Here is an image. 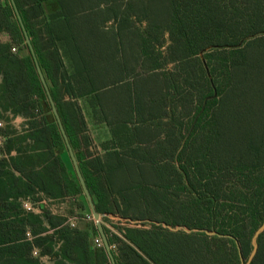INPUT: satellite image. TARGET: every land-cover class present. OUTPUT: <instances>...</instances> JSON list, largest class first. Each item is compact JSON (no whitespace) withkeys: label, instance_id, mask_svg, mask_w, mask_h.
Masks as SVG:
<instances>
[{"label":"trees","instance_id":"16d2710c","mask_svg":"<svg viewBox=\"0 0 264 264\" xmlns=\"http://www.w3.org/2000/svg\"><path fill=\"white\" fill-rule=\"evenodd\" d=\"M13 1L95 211L151 225L118 235L102 225L115 264H239L236 242L245 260L264 218V0H166L170 72L133 62L126 34L104 28L131 20L118 12L130 0H54L48 16L49 0ZM1 32L12 44L0 42V264H111L95 225L71 227L73 210L39 203L82 192L10 0H0ZM160 36L139 35L136 54ZM64 95H93L101 122L126 129L113 163L89 153L81 111ZM257 244L249 264H264V232Z\"/></svg>","mask_w":264,"mask_h":264},{"label":"rangeland","instance_id":"374dc122","mask_svg":"<svg viewBox=\"0 0 264 264\" xmlns=\"http://www.w3.org/2000/svg\"><path fill=\"white\" fill-rule=\"evenodd\" d=\"M165 2H166V0H130V3L132 5L130 12H128V11H124V12L118 11V12L122 16H123V14H131V16H130L131 20L129 18L125 22L117 21V23L115 25H113V22L109 21L105 24L104 28L108 29V32H114L113 26H116L117 31H120L122 34L127 35V36L126 35L124 36V38H126V42H127L126 45L129 44L134 48V53L131 55L133 62L137 63V61L140 59V61L145 66L146 64H148L152 61L159 60L160 62H163L164 64H166L165 70H168L167 72H170L171 70L173 71L172 64H167L168 63L167 62V57H168L167 46L169 45L170 40H169L168 33L164 30L165 28L164 27L162 28L167 16L164 14L162 7L160 6L161 4L165 5ZM118 5H119V7L124 8V5H120V3ZM43 8H44V13L47 16L57 12V9H58L57 4L54 0H49V1L44 2ZM107 12L108 11L100 12L101 13L100 17L103 18V17L107 16L108 15ZM122 16L119 19H121ZM154 24H159L160 27L154 28V31H150L151 28L154 26ZM141 34L144 36L149 35L151 37L155 36L156 34L161 35L159 38V43H155L154 47L151 49V51H149L148 55L142 56V58H140V56H138L136 54L138 37ZM107 38L110 41L113 40L112 35L108 36ZM1 40H6V35L2 34ZM199 55L202 56V54H199ZM170 74H172V73H170ZM19 121H20V119L15 120V122H19ZM97 125L94 127L91 125L88 126V132L90 133L95 144H96L95 139H96V136L98 134L99 135H100V133L104 134V135L106 134L105 127L101 124L98 127H97ZM42 204H44V203H42ZM44 205L50 206L48 204H44ZM58 205L59 204H56V205H54V207L50 206L52 211L55 214L62 213L60 208L58 207ZM65 206H66V203H65ZM65 206L63 205V210L67 209V208H65ZM73 210H74V214L76 217L77 225H81L82 222H85V223L89 222V223L95 225V221L93 220L92 217L90 219L87 218V215H91L89 207H88V209H86L85 213L84 212L81 213L82 211L75 209V208ZM99 215H100V218H99L100 222L102 224H105L106 225L105 227L111 233H115L117 235L119 234L118 230L120 228L129 227V225L135 226L138 228H143L145 226H147V227L151 226L150 224H148L149 221H147L145 223L138 221L137 223H139V224H136V222H132V221L126 222L123 219H120L118 216L112 215V214H99ZM111 218H113V219H111ZM118 219H120V220H118ZM152 224H154V226H160L161 225L164 229H167V230L172 231V232L179 231V232L186 233V234L204 233L205 235H208V236H219V237L222 236L221 234H218L214 231H209L206 229H197V228L189 229L185 226H174V227L173 226H165L164 224H160L158 222H156V223L153 222ZM256 230L254 231V233L252 234L251 239H250L251 247H252V238H253ZM263 232H264V230L261 233H263ZM258 236L256 238L257 248H258V244H257ZM236 247H237V251H238V255H239V264H245L249 260V256H250L251 252L248 255V257L245 258V260H244V259H242V257H240V247L238 246L237 242H236ZM114 249H115V247H114ZM256 252H257V249H256ZM254 256H253V258H254ZM252 259H250V262L252 261ZM42 262L44 264H52V262L49 261L48 259H43Z\"/></svg>","mask_w":264,"mask_h":264},{"label":"crops","instance_id":"0c3cea01","mask_svg":"<svg viewBox=\"0 0 264 264\" xmlns=\"http://www.w3.org/2000/svg\"><path fill=\"white\" fill-rule=\"evenodd\" d=\"M2 34L6 35V40H1ZM0 42L4 43V44H12L10 36L5 32L0 33ZM10 50L13 53L18 52V50L16 49V47L14 45H12ZM19 53H21V51ZM1 82H2V76L0 74V84H1ZM114 97L115 96H113L112 99ZM64 101L76 102L80 111H81V114H82V117L84 120V124H85V130L83 133H84V135L87 136L88 144H90L88 147L89 153L92 154V156H98V157L102 158V160H104V161H108V162L110 161V163H113V160L110 159L108 154L110 152H113L114 150L119 152L120 150L118 148H120V149L125 148L124 145L121 144V142H122V139L127 135V132L125 131L126 129L125 128L121 129V128H117V127H109L104 122H101L102 120H101V115L99 113L98 107L93 105L94 104L93 95H87L84 97H79L77 99H71L68 97V95H64ZM115 102H116V99L112 100L110 103H115ZM9 116L11 117V115H9ZM17 119H20V121L15 122V120H17ZM24 121H25V118L23 116L17 115V116L12 118L10 124L14 128L20 130ZM100 124L105 127L106 134L105 135L101 134V133H100V135L98 134L96 136V139H95L96 140V144H95L90 133L88 132V126L91 125L94 127L97 125V127H98V126H100ZM27 142H29V141L27 140ZM23 144H25V143H23ZM74 172L72 170L68 169V176L70 178H72L73 180H76L77 177H76V174ZM76 181H78V180H76ZM81 192H82V190H81ZM89 193H90V191H89ZM65 203H66V206H65ZM57 204H59L58 207L60 208L61 212L62 213L66 212V214L68 216H71V214H69L68 211L73 210L74 208L85 213L86 209H88V207H89L83 193L71 195L64 202H59ZM63 205L65 206V208H67L66 210H63ZM62 213H58V214H62ZM124 221H126V220H124Z\"/></svg>","mask_w":264,"mask_h":264},{"label":"water","instance_id":"95a60500","mask_svg":"<svg viewBox=\"0 0 264 264\" xmlns=\"http://www.w3.org/2000/svg\"><path fill=\"white\" fill-rule=\"evenodd\" d=\"M10 1H11V4H12V7L14 8V12H15L16 18L18 19V22H19L20 25H21L22 32H23L24 39H25V43L28 45V47H29V49H30V51H31V54L33 55V50H32L31 44H30V40H29V38H28V36H27L26 31L24 30V27H23L22 22H21L20 15H19V13H18V11H17V9H16V6H15V4H14V1H13V0H10ZM33 58H34V55H33ZM34 61H35V68H36V72H37V74H38L39 80H40V82H41V84H42V86H43V88H44V90H45V92H46V96H47V99H48V102H49V105H50L51 111H52L53 115H54L55 118H56V122H57V124H58L59 130H60V132H61V134H62V137H63V139H64V142H65V144H66V148H67L68 154H69V156H70V159H71V161H72V164H73V167H74V171H75V174H76V177H77L78 183H79V185H80V188H81V190H82V193L84 194V196H85V198H86V201H87L88 206H89V209H90V213H91V215H92V217H93V219H94V221H95V226H96L97 232H98V234H99V236H100V239H101V241H102L103 247H104V249H105V251H106V253H107V255H108V258H109L111 264H115V261H114V259H113L112 253H111V247H110V245H109V243H108V240H107V236H106V234H105V232H104V230H103V226H102V224H101L100 221H99V216H100V215L95 211V208H94V204H93V201H92L91 195H90V193H89V191H88V189H87V187H86V185H85V182H84V180H83V177H82V175H81V173H80V170H79V168H78V166H77V162H76V160H75V158H74V156H73L72 150H71L70 146H69L68 143H67L66 136H65L64 130H63V128H62V125H61V123H60V120H59V118H58L57 111H56V109H55L54 103H53L52 99L50 98V95H49V93H48V90H47V86H46L45 80H44V78H43V76H42L41 70H40V68H39V66H38V64H37V62H36V60H35V58H34ZM263 230H264V218H263V222H262V224L260 225L259 228H257V230H256V232H255V234H254V236H253V238H252V251H251V254H250V256H249V260H248L245 264H249L250 259H252L253 256L255 255V253H256V249H257L256 238H257V236H258Z\"/></svg>","mask_w":264,"mask_h":264},{"label":"built area","instance_id":"2783aa9c","mask_svg":"<svg viewBox=\"0 0 264 264\" xmlns=\"http://www.w3.org/2000/svg\"><path fill=\"white\" fill-rule=\"evenodd\" d=\"M39 203H40L41 205H44V204H48V205H49V204L51 203V201L48 200V199L43 198ZM42 203H44V204H42ZM24 206H25V208L28 209V210L31 209V207H30L29 204H25ZM44 206H47V205H44ZM47 207H49L50 210L52 211V209H51L50 206H47ZM52 207H54V205H52ZM34 211H35L36 213L39 212L38 209H34ZM52 213H54V212L52 211ZM91 217H92V215H87V218H88V219H90ZM92 218H93V217H92ZM99 218H100V216H99ZM111 219H113V218H111ZM93 220H94V219H93ZM116 220H117V219H116ZM118 220H120V219H118ZM99 221H100V220H99ZM100 223H101V222H100ZM67 224H68L69 226H71V227L76 226V225H77L76 217H75V216H73V217H68V219H67ZM101 224H102V223H101ZM102 225H103V226H106L105 224H102ZM113 234H115V233H113ZM93 242H94L95 246H98V247L102 246V241H101L100 237H96V238H94ZM34 255H36V252H34Z\"/></svg>","mask_w":264,"mask_h":264}]
</instances>
